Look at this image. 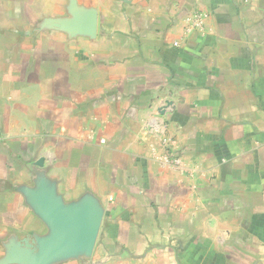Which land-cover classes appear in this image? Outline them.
<instances>
[{"label": "crops", "instance_id": "obj_1", "mask_svg": "<svg viewBox=\"0 0 264 264\" xmlns=\"http://www.w3.org/2000/svg\"><path fill=\"white\" fill-rule=\"evenodd\" d=\"M0 264H264V0H0Z\"/></svg>", "mask_w": 264, "mask_h": 264}, {"label": "built area", "instance_id": "obj_2", "mask_svg": "<svg viewBox=\"0 0 264 264\" xmlns=\"http://www.w3.org/2000/svg\"><path fill=\"white\" fill-rule=\"evenodd\" d=\"M205 18H206V15L205 14H203V13H198L197 14V19H196V21H193L192 23H190V26L189 27H192V26H197V27H202V24H203V22H204V20H205ZM175 44L176 45H178L179 44V42H175Z\"/></svg>", "mask_w": 264, "mask_h": 264}, {"label": "rangeland", "instance_id": "obj_3", "mask_svg": "<svg viewBox=\"0 0 264 264\" xmlns=\"http://www.w3.org/2000/svg\"><path fill=\"white\" fill-rule=\"evenodd\" d=\"M22 243H25L24 241H22Z\"/></svg>", "mask_w": 264, "mask_h": 264}]
</instances>
